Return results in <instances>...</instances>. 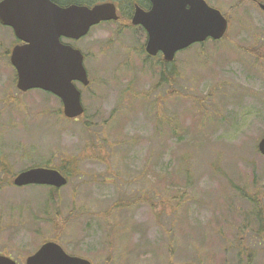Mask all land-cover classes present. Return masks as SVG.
Instances as JSON below:
<instances>
[{
  "label": "rangeland",
  "instance_id": "rangeland-1",
  "mask_svg": "<svg viewBox=\"0 0 264 264\" xmlns=\"http://www.w3.org/2000/svg\"><path fill=\"white\" fill-rule=\"evenodd\" d=\"M205 1L227 18V33L178 53L172 86H159L156 61L144 63L143 35L93 28L78 43L90 80L77 86L78 121L59 114L55 97L11 85L14 37L0 25V166L9 165L0 255L25 264L54 242L91 264H264L242 196L264 211V11L251 0ZM32 168L68 173L58 214L49 188L12 185Z\"/></svg>",
  "mask_w": 264,
  "mask_h": 264
},
{
  "label": "water",
  "instance_id": "water-1",
  "mask_svg": "<svg viewBox=\"0 0 264 264\" xmlns=\"http://www.w3.org/2000/svg\"><path fill=\"white\" fill-rule=\"evenodd\" d=\"M151 10L138 12L133 24L142 26L147 34L146 52L150 56L162 53L166 62L189 46L206 39L220 40L227 31V20L209 7L204 0H149ZM264 11V6L261 5ZM116 20L112 5L93 9L71 6L60 9L50 0H2L0 24L13 30L23 42L10 55V63L17 76L16 87L21 92L39 89L58 97L67 119L83 114L81 96L73 82L89 84L83 67V57L70 47L59 43V37L80 38L91 26L102 21ZM264 157V137L258 144ZM67 180L59 172L32 168L19 173L13 180L17 188L30 185L60 189ZM0 264H16L0 256ZM25 264H91L89 261L69 256L54 242L43 244Z\"/></svg>",
  "mask_w": 264,
  "mask_h": 264
},
{
  "label": "flooded vegetation",
  "instance_id": "flooded-vegetation-1",
  "mask_svg": "<svg viewBox=\"0 0 264 264\" xmlns=\"http://www.w3.org/2000/svg\"><path fill=\"white\" fill-rule=\"evenodd\" d=\"M59 1H62V2H60V4H59L58 3ZM50 2L60 9H67L71 6L86 7L88 9H92L95 6L105 5V4H110L114 7L116 20L102 21L99 24L90 27L87 34L83 35L80 38H73V37H69V36L59 37V43L61 45L70 47L73 50H78L79 52L82 53L83 65H84V68L86 69V72H87V67L85 65L86 54L84 52H82L81 49L78 47V43L80 41H82L83 39L87 38V36L91 33V30L93 28L98 27V26H101L104 24L116 25L117 36L124 35V33L129 34V35L131 34L132 36L136 35V37L138 39L137 42L141 41L140 38L143 35L144 36V45H142V46L140 45L139 49L140 50L145 49V44L147 43V40H148L147 34L142 27H140L138 25H133L132 22L136 16V14L138 15V12L141 11L143 13H148L151 10V4L148 2V0H50ZM15 44L21 45V43L17 42V41L15 42ZM143 53L145 54L144 51H143ZM145 56H146L145 61L156 60L158 62H161V61L165 62L163 60L162 54H160V53L154 58L149 57L147 54ZM75 84L77 85V83H75ZM89 86H90V84H89ZM89 86H87L86 88H88ZM58 101H60V100L58 99ZM60 105H61L60 109L62 111L61 101H60Z\"/></svg>",
  "mask_w": 264,
  "mask_h": 264
},
{
  "label": "trees",
  "instance_id": "trees-1",
  "mask_svg": "<svg viewBox=\"0 0 264 264\" xmlns=\"http://www.w3.org/2000/svg\"><path fill=\"white\" fill-rule=\"evenodd\" d=\"M60 2H62V1H59L58 3L60 4ZM241 4L242 3H240L239 5H241ZM205 44L206 43H202L201 46H204ZM6 54L9 57L10 49H8L6 51ZM8 62H9V58H8ZM174 62L173 63L172 62L171 63H166V62H163V61H161V62L157 61V65H158V67L160 69V72H161V76H160V80H159V86L160 85H169V86L173 85L174 80L176 78V71H175V68H174ZM15 83H16V76H15V79L13 80L11 85H14ZM8 98H10V97H8ZM59 114H61V111H60ZM71 163H73L72 165H75L74 161H72ZM6 164L1 163V166H4V168H2V169L0 168V171L3 172L4 174L9 173V169H8L9 165L7 164L8 165L7 166ZM5 167H7V168H5ZM61 172H62V174L64 176L68 177L66 175L68 173L65 171V169H62ZM242 196L244 198H246L250 202V204H252L253 207H254V209H252V211L250 213V217H251V219H253V223L256 226L257 235H255V236H257L256 237L257 240H260L262 243H264V211L262 210V208H261V206L259 204V201H258V199L256 198L255 195L254 196H250L248 194H244L243 193ZM59 201H60L59 190H55V189L51 190L50 191V197L48 198V202H49V204H53L52 206L55 207L56 214H58L59 210H60L57 207ZM244 230H247L246 226L244 227ZM170 251H171V254L173 255V248H172L171 244H170ZM239 254H240V256H244L245 255L246 259L248 260L247 262L250 263V261L252 259V251H249L248 249H245V250L239 251Z\"/></svg>",
  "mask_w": 264,
  "mask_h": 264
}]
</instances>
